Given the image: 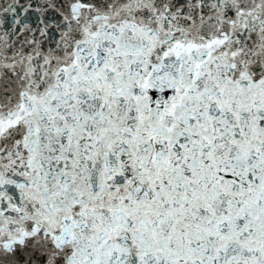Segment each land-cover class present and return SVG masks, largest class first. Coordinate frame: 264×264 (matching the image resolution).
Returning a JSON list of instances; mask_svg holds the SVG:
<instances>
[{
  "label": "snow or ice",
  "instance_id": "snow-or-ice-1",
  "mask_svg": "<svg viewBox=\"0 0 264 264\" xmlns=\"http://www.w3.org/2000/svg\"><path fill=\"white\" fill-rule=\"evenodd\" d=\"M0 264H264V0H0Z\"/></svg>",
  "mask_w": 264,
  "mask_h": 264
}]
</instances>
